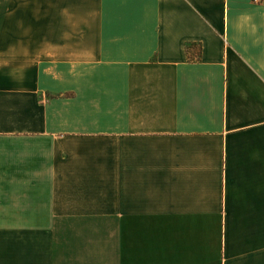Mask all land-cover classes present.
I'll use <instances>...</instances> for the list:
<instances>
[{"label":"crops","instance_id":"obj_1","mask_svg":"<svg viewBox=\"0 0 264 264\" xmlns=\"http://www.w3.org/2000/svg\"><path fill=\"white\" fill-rule=\"evenodd\" d=\"M0 264H264V0H0Z\"/></svg>","mask_w":264,"mask_h":264},{"label":"built area","instance_id":"obj_2","mask_svg":"<svg viewBox=\"0 0 264 264\" xmlns=\"http://www.w3.org/2000/svg\"><path fill=\"white\" fill-rule=\"evenodd\" d=\"M253 3L261 2L262 0H251Z\"/></svg>","mask_w":264,"mask_h":264}]
</instances>
